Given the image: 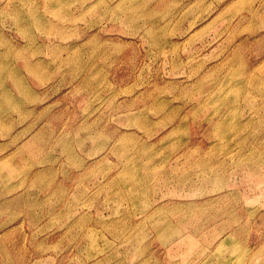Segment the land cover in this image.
I'll return each mask as SVG.
<instances>
[{
    "label": "rangeland",
    "instance_id": "obj_1",
    "mask_svg": "<svg viewBox=\"0 0 264 264\" xmlns=\"http://www.w3.org/2000/svg\"><path fill=\"white\" fill-rule=\"evenodd\" d=\"M0 264H264V0H0Z\"/></svg>",
    "mask_w": 264,
    "mask_h": 264
}]
</instances>
